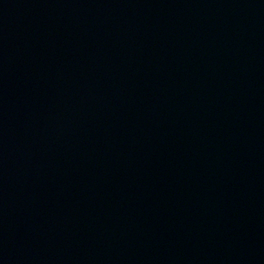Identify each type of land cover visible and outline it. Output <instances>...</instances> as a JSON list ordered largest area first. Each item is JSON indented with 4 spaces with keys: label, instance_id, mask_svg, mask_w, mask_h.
<instances>
[{
    "label": "water",
    "instance_id": "obj_1",
    "mask_svg": "<svg viewBox=\"0 0 264 264\" xmlns=\"http://www.w3.org/2000/svg\"><path fill=\"white\" fill-rule=\"evenodd\" d=\"M0 264H264V0H0Z\"/></svg>",
    "mask_w": 264,
    "mask_h": 264
}]
</instances>
